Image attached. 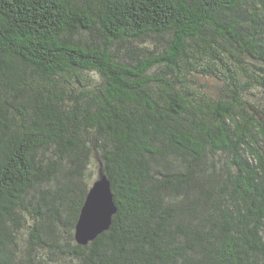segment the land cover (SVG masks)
Instances as JSON below:
<instances>
[{
	"label": "trees",
	"instance_id": "obj_1",
	"mask_svg": "<svg viewBox=\"0 0 264 264\" xmlns=\"http://www.w3.org/2000/svg\"><path fill=\"white\" fill-rule=\"evenodd\" d=\"M147 38L163 50L134 46ZM251 90L264 0H0V264L25 261L19 228L41 259L66 236L73 264H264ZM99 169L117 211L81 247Z\"/></svg>",
	"mask_w": 264,
	"mask_h": 264
},
{
	"label": "water",
	"instance_id": "obj_2",
	"mask_svg": "<svg viewBox=\"0 0 264 264\" xmlns=\"http://www.w3.org/2000/svg\"><path fill=\"white\" fill-rule=\"evenodd\" d=\"M117 211L111 184L107 176L99 169L97 178L88 189L78 219L74 226V242L87 246L98 236L107 232Z\"/></svg>",
	"mask_w": 264,
	"mask_h": 264
},
{
	"label": "rangeland",
	"instance_id": "obj_3",
	"mask_svg": "<svg viewBox=\"0 0 264 264\" xmlns=\"http://www.w3.org/2000/svg\"><path fill=\"white\" fill-rule=\"evenodd\" d=\"M134 46H136L137 48H141V49H145V51H151L154 50V54L160 52L163 50V46H164V42L161 39H151V38H147L144 41H138L134 44ZM125 48V45H121L120 46V51H118V53H121L123 55L126 54V50L123 51V49ZM156 70H154L153 72H155ZM87 76H92V74H84ZM198 76L197 83L198 85H195L196 90L200 91L201 88L200 86L205 87L206 84H212L213 81L211 78L209 77H203L201 75H196ZM197 91V92H198ZM211 97H216V90L213 89L212 90V94H210ZM244 99H247V102L253 105H259V107L264 111V95L257 92L256 90H251L250 93H246L243 94ZM261 116V121L264 122V116ZM97 174L95 175L94 179L96 178ZM17 234L15 236V241L18 243V248L20 250H22V258L25 260L23 261V264H30V263H26L27 261H30L32 264H73V262H71V256H68L67 253H69L71 251V246L69 245L70 243V239H68L66 236H64V238L66 239L65 243H63L61 245V249H59V251L53 249H49V248H45L42 250L43 252V258L41 259L39 257V253L37 252L39 250V248H37L35 245L33 246H29L26 245L23 241V239L19 238L22 237L24 239H26L27 235H25L23 228H19L18 231H15ZM73 244L75 245V242L73 240ZM24 245V246H23ZM23 247H25V249H23ZM24 250V251H23ZM30 253L29 257H26L27 253Z\"/></svg>",
	"mask_w": 264,
	"mask_h": 264
},
{
	"label": "bare ground",
	"instance_id": "obj_4",
	"mask_svg": "<svg viewBox=\"0 0 264 264\" xmlns=\"http://www.w3.org/2000/svg\"><path fill=\"white\" fill-rule=\"evenodd\" d=\"M31 231V230H30Z\"/></svg>",
	"mask_w": 264,
	"mask_h": 264
}]
</instances>
